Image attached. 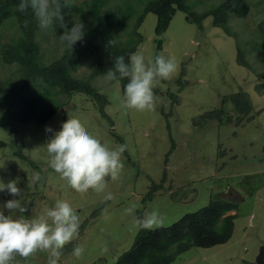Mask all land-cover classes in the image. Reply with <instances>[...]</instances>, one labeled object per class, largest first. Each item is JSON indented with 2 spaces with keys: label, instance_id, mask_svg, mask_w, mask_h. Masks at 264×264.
I'll use <instances>...</instances> for the list:
<instances>
[{
  "label": "rangeland",
  "instance_id": "rangeland-1",
  "mask_svg": "<svg viewBox=\"0 0 264 264\" xmlns=\"http://www.w3.org/2000/svg\"><path fill=\"white\" fill-rule=\"evenodd\" d=\"M83 1L88 0L73 3L81 5ZM189 1L190 8L200 12L222 0ZM143 2L107 0L100 12L113 13L112 20L116 23L113 34L117 41L134 40L135 49L131 53L143 51L146 60L163 54L175 57L178 62V72L167 80L158 79L153 89L156 109L126 110L116 99L118 93L122 95L117 82H106V74L89 79L94 55L85 47L90 45L88 16L83 13L66 16L69 29L79 20L84 25L82 41L71 49L58 40L60 35L55 31L41 30L38 26L35 40L40 48L39 60L46 64L66 51L78 50L71 74L87 79L104 96L106 104L101 114L90 96L51 88L48 89L51 94L42 103L49 98L60 102V108L45 123L18 126L16 133L0 127V140L5 142L0 147V180L7 183L19 178L17 186L22 192L20 197L0 192V205L9 199H21L28 209L23 215L34 217L58 199L69 201L80 218L79 235L64 247L58 264H111L129 248L138 231L132 226L134 216L158 210L160 226L165 227L209 200L223 197L236 204L234 210L227 212L235 213L229 239L208 248L190 247L169 264H254L257 250L264 243V78L259 75L264 70V42L258 30L264 20V0H245L242 15H229L230 36L212 26L209 16L201 19L199 29L187 22L180 11H175L158 37L153 33L155 15L145 13L135 29L136 36L131 28ZM126 6L128 14L119 17ZM115 18L120 20L116 22ZM17 35L15 22L4 20L0 25V47ZM154 39L160 40L159 49ZM236 45L248 67L236 62ZM15 71L14 63L0 60V80L11 78ZM236 93L249 102L248 112L234 109L229 97ZM5 106L0 100V112ZM220 106L229 114L228 121L208 119L203 124L196 123L201 115ZM68 116L79 118L109 147L126 145L120 177L116 181L109 179L103 192L77 193L49 165L44 145ZM46 127L52 131H45ZM171 142L173 148L169 151ZM17 149L34 166L15 156L13 152ZM34 174L38 178L34 179ZM109 193L113 197L110 200L106 199ZM147 193L150 199L142 200ZM234 196L242 200L236 201ZM133 204L137 205L134 215L126 214L124 210ZM76 246L85 249L80 259L72 255ZM105 247L107 251L103 250ZM16 259L25 264L22 258ZM47 259L46 252H37L27 264H47Z\"/></svg>",
  "mask_w": 264,
  "mask_h": 264
},
{
  "label": "trees",
  "instance_id": "trees-1",
  "mask_svg": "<svg viewBox=\"0 0 264 264\" xmlns=\"http://www.w3.org/2000/svg\"><path fill=\"white\" fill-rule=\"evenodd\" d=\"M106 1L88 0L83 1L81 5L73 3L71 8L64 9L65 20L67 15L74 13H83L88 16L91 26L88 38L90 45L86 44L85 47H88L94 55L89 79L107 74L108 69L114 67L117 56H124L127 63L129 54L135 49L132 39H126L123 42L116 40L113 34L116 24L112 20L113 13L110 11L100 12ZM19 2L20 0H0V25L4 20L12 19L18 29L17 38L0 47V60L5 64L14 63L16 65L15 74L13 72L11 78L0 80V100L6 104L4 110L0 112V127H5L10 132L16 133L18 126L27 124L40 126L45 123L60 108V102L49 98L42 103V100L51 94L48 91L51 88L67 94L84 93L96 102L98 111L103 114L102 109L106 104L104 96L92 88L87 79L76 78L71 74L77 63L78 50L66 51L46 64L39 60L40 48L35 40L38 24L30 9L26 13L18 11ZM82 5L84 6L82 7ZM190 6L189 0H144L141 12L135 18L131 31L137 36L136 27L144 14L150 12L155 15L153 33L158 37L167 28L175 11H180L184 13V19L187 22L194 23L199 29L201 28V19L209 16L212 26L220 28L230 36L232 33L228 26L229 15L240 16L246 10L245 0H222L208 5L200 12L193 11ZM128 12L129 9L126 6L124 13L118 16L122 17ZM119 20V18H115L116 22ZM25 22H27V27H25ZM51 30L59 35L63 33V29H60L58 24ZM258 30L259 37L264 42V20L260 21ZM154 40L156 48L159 49L160 40ZM112 41L115 43L113 44ZM252 43L253 46H257L256 42ZM236 62L245 67L249 66L238 45H236ZM259 75L264 78V70ZM127 82L128 80L125 78L117 83L122 94L123 87ZM167 95L170 94L167 93ZM229 98L235 110L247 112L250 110L249 102L245 98L240 99L238 93ZM201 116V120L196 123L203 124L208 119H215L218 122L230 119L229 114L224 111L222 106L209 110ZM241 117L242 115L238 118ZM4 144L5 142L0 140V147H3ZM170 145L169 151L173 148V143L171 142ZM13 154L34 166L19 149L15 150ZM151 187H155V185L151 183ZM150 196L147 193L142 200H148ZM235 208L236 204L233 200L219 197L209 200L206 205L194 212L183 214L169 226L139 229L129 248L118 255L111 264H169L175 256L190 247L208 248L225 243L231 236L235 218L234 212H227Z\"/></svg>",
  "mask_w": 264,
  "mask_h": 264
},
{
  "label": "clouds",
  "instance_id": "clouds-1",
  "mask_svg": "<svg viewBox=\"0 0 264 264\" xmlns=\"http://www.w3.org/2000/svg\"><path fill=\"white\" fill-rule=\"evenodd\" d=\"M73 0H20L18 11L31 13L41 30H50L58 24L63 33L57 37L70 49L84 37V25L80 20L67 27L64 9L71 8ZM27 27V22H25ZM114 44L115 41H112ZM179 65L175 57L158 54L154 59L146 60L143 51L129 54L128 62L124 56H117L114 67L108 69L106 82L127 78L123 94L116 95L120 106L140 112L154 111L157 97L153 91L158 79L167 80L178 72ZM45 131L52 129L46 127ZM49 157V165L68 186L77 193L85 194L89 190L103 192L108 180L119 179L124 167L122 153L126 145L109 147L93 135L77 117L68 116L62 122L59 131L44 145ZM2 167V166H0ZM38 174H34V179ZM19 178L7 183L0 180V192L13 197L21 196L17 186ZM109 193L106 199H112ZM137 205L133 204L124 211L134 215ZM5 211L8 213L5 214ZM28 209L21 199H9L0 205V264H19L17 257L27 264L37 252L48 254L47 264H58L62 250L79 235L80 218L71 203L65 199L56 200L52 206H45L43 212L34 217L23 213ZM162 223L158 210L144 213L133 219V227L153 229ZM107 251L105 247L103 249ZM85 249L76 246L72 255L80 259Z\"/></svg>",
  "mask_w": 264,
  "mask_h": 264
},
{
  "label": "water",
  "instance_id": "water-1",
  "mask_svg": "<svg viewBox=\"0 0 264 264\" xmlns=\"http://www.w3.org/2000/svg\"><path fill=\"white\" fill-rule=\"evenodd\" d=\"M234 198H235L234 200H236V201L242 200V198L239 196L238 197L234 196ZM263 253H264V243L261 244L257 250V253H256L255 258H254V264H264Z\"/></svg>",
  "mask_w": 264,
  "mask_h": 264
},
{
  "label": "bare ground",
  "instance_id": "bare-ground-1",
  "mask_svg": "<svg viewBox=\"0 0 264 264\" xmlns=\"http://www.w3.org/2000/svg\"><path fill=\"white\" fill-rule=\"evenodd\" d=\"M264 254V253H263ZM264 259V258H263Z\"/></svg>",
  "mask_w": 264,
  "mask_h": 264
}]
</instances>
